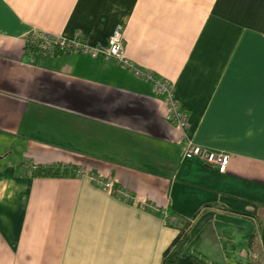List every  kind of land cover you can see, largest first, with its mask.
<instances>
[{
	"label": "crops",
	"instance_id": "0c3cea01",
	"mask_svg": "<svg viewBox=\"0 0 264 264\" xmlns=\"http://www.w3.org/2000/svg\"><path fill=\"white\" fill-rule=\"evenodd\" d=\"M116 25L125 56L171 83L184 135L229 155L224 172L181 159L149 81L27 45L40 32L105 44ZM52 165L73 172L31 173ZM182 221L185 252L264 262V0H0V264H160Z\"/></svg>",
	"mask_w": 264,
	"mask_h": 264
},
{
	"label": "built area",
	"instance_id": "2783aa9c",
	"mask_svg": "<svg viewBox=\"0 0 264 264\" xmlns=\"http://www.w3.org/2000/svg\"><path fill=\"white\" fill-rule=\"evenodd\" d=\"M36 36V39L28 41L27 45L35 46L40 55L71 52L86 55L90 58L114 61L120 66L127 68L134 76L149 81L153 92L162 96L164 121L177 128L182 134L181 159L195 158L204 164L215 167L219 172L226 170L229 159L228 154L196 144L184 135V130L187 126V115L182 106L173 98L171 83L164 78L156 76L150 70L136 66L125 56L123 47L124 29L121 25L114 26L105 44H89L80 34H75L72 38H63L40 32ZM62 168L61 165L59 170ZM83 171V169L77 170L78 173H83ZM87 176L95 186L115 198L138 204L141 208L156 212L164 222H177V217L169 214L165 208H158L146 202H138L129 191L115 185L110 178H101L92 174Z\"/></svg>",
	"mask_w": 264,
	"mask_h": 264
},
{
	"label": "trees",
	"instance_id": "16d2710c",
	"mask_svg": "<svg viewBox=\"0 0 264 264\" xmlns=\"http://www.w3.org/2000/svg\"><path fill=\"white\" fill-rule=\"evenodd\" d=\"M28 48H31L28 47ZM32 49V48H31ZM60 53V52H55ZM61 165H52L46 167H37L31 173L38 176H67L72 174L73 169L68 170L66 166L62 165V169L59 170ZM188 222L182 221L177 226V234L163 250L161 254L160 264H215L208 261L203 255L189 251L185 252V248L188 243L187 229ZM254 237V233L248 235V245H251V240ZM229 264H241V263H229ZM242 264H264L261 259H254Z\"/></svg>",
	"mask_w": 264,
	"mask_h": 264
}]
</instances>
